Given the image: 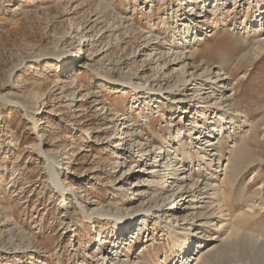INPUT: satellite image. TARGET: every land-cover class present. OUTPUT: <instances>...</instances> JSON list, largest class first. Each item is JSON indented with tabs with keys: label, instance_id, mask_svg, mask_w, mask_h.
<instances>
[{
	"label": "rangeland",
	"instance_id": "rangeland-1",
	"mask_svg": "<svg viewBox=\"0 0 264 264\" xmlns=\"http://www.w3.org/2000/svg\"><path fill=\"white\" fill-rule=\"evenodd\" d=\"M96 1L0 0L1 264H100L94 255L98 233L101 240L108 237L105 243L106 264L115 262L116 241L112 221L97 220L91 224L76 213L72 215V222H68L63 215V202L52 190L46 164L33 147L39 143V137L42 149L59 155L62 160L59 167L63 171L64 184L78 192L83 190L82 194L89 193L87 198L91 204L101 201L113 211L110 202L114 200V188L111 185L121 173L119 169L123 170L122 163L125 162L123 151H117L119 138L117 130H114L115 124L122 123L121 114L132 119L126 125L134 135L138 134L139 141L159 143L161 136L167 138L168 130L175 134L179 124H183L184 119L186 123L192 113L185 115L179 111L170 114L167 105L171 104L165 101L159 113L150 116L144 123L143 116L155 110V100L146 105L143 100V96H147L145 93L140 92L138 96L141 98L135 97L129 90L102 78L103 74H109L117 79L121 73L114 66L111 71H106L108 60H123L126 63L124 70L128 72H135L141 66L143 51H137L134 56L131 53L141 48L142 38L138 33H142L148 23H155L162 14L164 6L161 0H140L138 8L133 3L123 6L127 0H112L117 9L115 14L124 17L126 23L129 18L131 22L129 35L123 28L120 34L123 42L119 46L107 44L112 38L107 36L112 20L108 15L106 18L96 17ZM232 1L224 3L223 23L217 28H206L198 35L201 40L190 44L186 52L192 53L195 65L205 63L215 68L219 66L217 69L223 68L229 76L227 79L233 83L235 109L242 116L239 123L244 118H248L250 123L258 122L252 129L255 135L248 141L241 166L243 172L239 184L243 182L249 186L246 196L264 186V46L260 50L258 43V40L264 39V20L261 29L260 22H256L259 17L256 21L247 22L245 10L249 0L237 1L236 6ZM263 4L264 0L262 7ZM70 26L83 29L87 40L91 36L95 40L100 37L92 49L83 48L78 53V62L73 65L78 46L67 36L64 40L61 38L69 32ZM158 27L160 34L165 36L167 32L160 29L161 25ZM58 51L72 53L68 64L58 67L55 58ZM148 63L142 65L144 72L141 76L144 79L150 77L151 66H154L153 63L148 66ZM71 75L76 80L73 85L69 83ZM26 112L34 117V121ZM231 140L224 138L221 143L224 159L228 156ZM125 155H129L127 150ZM116 163L118 167H115ZM135 165L136 170L139 169L135 185V203L138 205L142 200L139 193L146 190L147 177L142 172V162L137 161ZM254 171L258 172L255 177ZM239 184L229 201L234 212L243 206L242 201L237 200ZM259 192L261 194L253 199L264 210V199L259 198L262 189ZM143 195L148 197L147 193ZM7 219L31 238L32 244L26 251L33 256H15L8 241ZM234 223L264 241V211L255 218L234 220ZM137 227L126 231L125 238L132 239V232ZM155 227L150 224L146 233L133 238L128 251L119 249L120 259L129 264H135L137 260L151 264L156 260L162 261L168 252L169 240L162 226ZM18 229L13 235H16V243L19 244Z\"/></svg>",
	"mask_w": 264,
	"mask_h": 264
},
{
	"label": "bare ground",
	"instance_id": "bare-ground-1",
	"mask_svg": "<svg viewBox=\"0 0 264 264\" xmlns=\"http://www.w3.org/2000/svg\"><path fill=\"white\" fill-rule=\"evenodd\" d=\"M139 1L127 0L123 6L127 7L133 3L134 7L138 8ZM237 1L240 3L244 0H233V6L237 5ZM226 2L227 0H161L164 6L162 14L155 23H148L143 32L138 33L142 38L141 48L131 53L134 56L137 51H143L141 66L135 72H128L124 70L126 63L123 60H108L106 71H111L114 66L121 73L117 79L103 74L105 81L118 84L132 92L135 97H140V92L145 93L147 96L144 95L143 100L146 105H151L149 103L152 100L157 103L154 105L155 110L143 116L144 123L150 116L159 113L165 101L171 104L167 105L170 114L180 111L186 115L192 112L186 123L185 116L183 117L184 122L179 124L175 134L168 130L167 138L161 136L159 143L139 141L138 134L134 135L135 133L128 129L127 122L132 119L121 114L122 123L118 126L115 124L114 130H117L119 138L117 151H123L121 152L125 162L122 163L123 170L119 169L121 173L111 185L114 188V200L109 202L114 208L113 211L106 208L101 201L91 204L87 198L89 193L82 194L83 190L78 192L64 184L63 171L59 167L62 160L59 155L42 149L40 137L39 143L33 146L46 164L49 183L63 202L62 212L68 222H72L73 214L79 213L87 223L92 224L97 220H110L114 223L116 253L113 264H129L120 259V250L128 251L132 239L146 233L150 224H153L154 229L155 226H162L169 240L168 252H165L162 261L156 260L154 264H264V241L257 234L234 223V220L237 222L255 218L264 211L253 199L255 195H259V189H262V196L258 197L264 199V186L245 196L249 186L244 185L242 181L243 185L239 184L248 141L255 135L252 129L256 128L258 122L250 123L248 118H244L239 123L242 116L235 109L233 83L227 79L229 76L223 68L217 69L219 66L215 68L205 63L195 65L192 62V53L186 52L190 44L201 40L198 35L205 32L206 28H217L223 23ZM262 2L263 0H249L245 10L247 22L256 21L259 17L256 22H260V29L264 20ZM95 7L98 19L108 15L112 20L107 31V36L112 38L108 39L107 44L119 46L123 42L120 37L123 28L125 34L130 33V18L126 23L124 17H118L112 0H97ZM160 25V29L164 33L167 32L165 36L159 32ZM244 26L246 27V24ZM66 36L78 46L72 65L78 62V53H81L83 48L92 49L100 39L99 37L95 40L91 36L87 40L83 29L72 26L61 38L64 40ZM258 43L262 45H259L262 50L264 39L258 40ZM55 56L59 67L69 63L72 53L58 51ZM147 61L148 66L151 63L154 66H151L150 77L144 79L141 76L144 72L142 65ZM174 64L178 66L173 67ZM70 77L72 78L69 83L73 85L75 77ZM157 82L161 83L156 85ZM127 90L125 92H129ZM26 114L34 121L32 115L28 112ZM138 115L141 116L140 112ZM224 138H232L225 159L221 144ZM135 147L137 149L134 150ZM126 150L129 152L128 156L125 155ZM137 161L142 162V172L144 171L143 174L147 177L146 190L139 193L142 200L138 205L135 203L136 175L139 173V169L136 170L137 164L135 165ZM146 164L148 166H145ZM115 165L118 167V163ZM257 175L258 172L254 171L253 177ZM238 184L237 200H241L243 206L239 207L238 211L235 207L234 212L229 201ZM143 193H147L148 197L144 198ZM6 223L9 227L8 241L16 254L14 255L33 256V253L27 254L26 251L32 244L31 238L19 230L15 223H10L8 219ZM136 226V234L132 232V239H126V231ZM16 229L19 230V244L16 243V235H13ZM97 237L99 239L94 255L97 257V263L106 264L105 243L108 237L105 236L101 240L99 233ZM135 264L151 263L137 260Z\"/></svg>",
	"mask_w": 264,
	"mask_h": 264
}]
</instances>
